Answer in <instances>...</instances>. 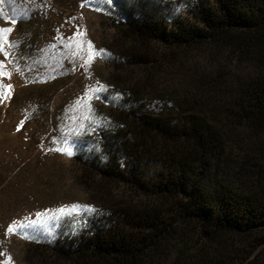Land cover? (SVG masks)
I'll return each instance as SVG.
<instances>
[{
	"label": "trees",
	"instance_id": "16d2710c",
	"mask_svg": "<svg viewBox=\"0 0 264 264\" xmlns=\"http://www.w3.org/2000/svg\"><path fill=\"white\" fill-rule=\"evenodd\" d=\"M46 1L0 0V28L12 29L0 72L19 83L21 123L45 132L49 118L65 123L47 113L45 91L71 71L44 37ZM94 7L125 53L113 67L130 77L83 106L71 131L70 160L97 204L26 232L23 263L264 264V0Z\"/></svg>",
	"mask_w": 264,
	"mask_h": 264
},
{
	"label": "rangeland",
	"instance_id": "374dc122",
	"mask_svg": "<svg viewBox=\"0 0 264 264\" xmlns=\"http://www.w3.org/2000/svg\"><path fill=\"white\" fill-rule=\"evenodd\" d=\"M96 1L59 0L54 3V0H47L45 3L47 10L44 18L54 27H46L44 37L48 41L49 38L57 40L60 52L68 54L65 59L70 60L71 65V71L67 70L66 65V71L59 72L54 85L45 91L50 99L47 113L51 117L54 114L63 116L65 123L60 127L55 123L52 127V117L48 119L46 132L37 130L32 123L24 127L20 100L11 103L9 96L0 102V264H24L21 257L24 246L22 235L6 233L13 221L25 224L35 222L25 229V233L38 229L45 234L58 217L65 216L56 211L62 205L80 206L77 212L66 214L76 216L93 210L97 204L92 183L77 174L70 160L71 155L58 150H71V131L83 119V106H89L90 102L97 103V96L112 92L113 86L126 88L129 85L127 81L130 77L113 67L114 58L125 54L121 46H116L120 38L101 11L95 10ZM79 32L84 33L82 38L77 35ZM81 39L85 42L84 49L90 41L97 50L89 65H85L86 51L78 47ZM50 41L53 43L54 40ZM46 50H50V47ZM47 52L44 51L43 58L48 56L45 54ZM121 64L124 65L123 61ZM168 71L175 69L169 68ZM8 73L6 85H11V94L19 83L14 72ZM134 73V80L137 78V82H140L136 76L139 72ZM173 82L161 81L155 83V87L163 93ZM93 87L95 92L85 95L86 90ZM32 119L36 121L34 117ZM37 213L40 215L37 216Z\"/></svg>",
	"mask_w": 264,
	"mask_h": 264
},
{
	"label": "snow or ice",
	"instance_id": "6c2138e0",
	"mask_svg": "<svg viewBox=\"0 0 264 264\" xmlns=\"http://www.w3.org/2000/svg\"><path fill=\"white\" fill-rule=\"evenodd\" d=\"M100 2L102 4H106V3H111L112 0H100ZM117 3H120L121 0H116ZM95 10L100 11L102 10L101 8L97 7ZM14 23V21H13ZM12 31L11 28H0V52H3L5 57H7L8 52L5 51L4 49V45L6 43L9 44V46H11L10 42L7 40V36L5 34L10 33ZM78 36H80L81 38L83 37L84 33L83 32H79L77 33ZM84 41L81 39V41L78 43V47L81 48V51H86L87 55L85 57V65H89L92 61V59L97 55V50L94 49V47L92 46L91 42L88 41L87 42V47L86 49H84L83 45H84ZM100 52H103V50H100ZM4 63L3 61H0V68H3ZM10 75V73H4V72H0V75ZM10 90H11V85H6V86H2L0 87V102H2L4 99H7L10 96ZM95 92V87L93 88H89L86 90L85 95H88L89 93H94ZM59 151L64 152L67 155H71V150L68 148H62V149H58ZM87 207V206H85ZM80 206L78 205H68V206H61L59 209H57L56 211L62 215H66L69 212L75 213L79 210ZM48 211V210H45ZM37 216L40 215V213L36 214ZM33 223L35 222H29L27 224L25 223H17L16 221H13L7 228L6 233H19L23 236V238L26 239H30L31 237L28 236L25 233V229L32 227ZM10 259V258H9Z\"/></svg>",
	"mask_w": 264,
	"mask_h": 264
}]
</instances>
